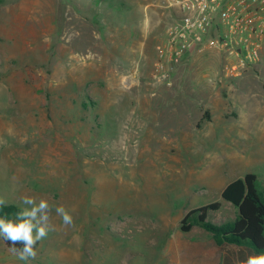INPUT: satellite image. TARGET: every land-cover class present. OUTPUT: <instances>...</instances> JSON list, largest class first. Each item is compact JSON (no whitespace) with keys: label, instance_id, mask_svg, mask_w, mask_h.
<instances>
[{"label":"rangeland","instance_id":"obj_1","mask_svg":"<svg viewBox=\"0 0 264 264\" xmlns=\"http://www.w3.org/2000/svg\"><path fill=\"white\" fill-rule=\"evenodd\" d=\"M118 1L139 15L136 27L86 0H0V197L20 208L24 195L47 199L55 226L28 261L0 238V264L209 257L210 234L182 233L183 217L220 202L207 219L233 220L220 193L247 173L264 193V68L224 77L223 58L187 56L158 80L156 47L174 11L165 0Z\"/></svg>","mask_w":264,"mask_h":264},{"label":"built area","instance_id":"obj_2","mask_svg":"<svg viewBox=\"0 0 264 264\" xmlns=\"http://www.w3.org/2000/svg\"><path fill=\"white\" fill-rule=\"evenodd\" d=\"M174 11L156 47L155 78L164 81L168 65L208 51L225 57L224 77L239 78L264 67V0H165ZM123 83L130 87V76Z\"/></svg>","mask_w":264,"mask_h":264},{"label":"trees","instance_id":"obj_3","mask_svg":"<svg viewBox=\"0 0 264 264\" xmlns=\"http://www.w3.org/2000/svg\"><path fill=\"white\" fill-rule=\"evenodd\" d=\"M86 5L91 11L100 8L118 10V17L123 18L128 27L133 28L139 24V15L137 17L136 14L132 13V6L124 2L118 0H86ZM93 14H98V12ZM101 27L103 28L104 25L101 24ZM131 28L128 29L132 31V34H137ZM184 58L187 56L181 60ZM258 67L264 68L263 66H256L249 71L256 72ZM205 118H209L207 112ZM220 197L236 209L237 214L233 220L221 224L209 221L207 219L209 211H216L221 205L220 202H212L190 210L180 222V231L186 234L193 227H199L209 233L215 245L219 247L224 245L244 246L251 248L257 255L264 253V193L257 187L256 176L253 173H247L243 177L233 180L222 189ZM20 209L16 205H5L0 207V217L15 219ZM2 240L8 250L13 246L11 241H5L3 238ZM16 247H22V245L17 244Z\"/></svg>","mask_w":264,"mask_h":264},{"label":"clouds","instance_id":"obj_4","mask_svg":"<svg viewBox=\"0 0 264 264\" xmlns=\"http://www.w3.org/2000/svg\"><path fill=\"white\" fill-rule=\"evenodd\" d=\"M20 203L24 207L15 219L0 217V238L11 241L13 246L9 248V252L21 261H28L35 259L37 243L54 231L55 226L51 222L52 207L47 199L40 198L37 201L35 197L24 195L20 198ZM6 204L7 201L0 197V207ZM55 212L62 219L65 228L73 226V216L63 205L56 207ZM17 244L22 247H16ZM232 264H264V253L248 255L242 260L234 259Z\"/></svg>","mask_w":264,"mask_h":264},{"label":"crops","instance_id":"obj_5","mask_svg":"<svg viewBox=\"0 0 264 264\" xmlns=\"http://www.w3.org/2000/svg\"><path fill=\"white\" fill-rule=\"evenodd\" d=\"M207 56V57H205ZM197 57H203L204 60H207L209 62L210 58H212V62H214L217 58L219 59L220 57L223 58V63L225 62V57L222 54H219L217 52H213V51H208L206 52L204 55L202 56H197ZM207 58V59H206ZM214 246L211 247V250L209 252L210 256L209 257H203V258H190V259H186V258H182L181 260L178 258H173L171 260H169V264H232V261L234 259H245L248 255H252L255 254L253 252V250L249 247H238L242 250H235V254H239L240 257L236 256L234 259L232 260H219V258H216V252L217 249L219 248V246L215 245V243L213 244ZM223 247V246H221Z\"/></svg>","mask_w":264,"mask_h":264}]
</instances>
